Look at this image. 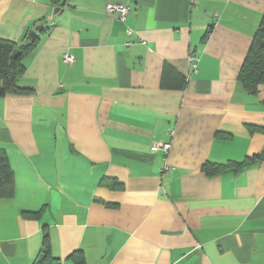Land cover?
Segmentation results:
<instances>
[{
  "label": "crops",
  "instance_id": "crops-1",
  "mask_svg": "<svg viewBox=\"0 0 264 264\" xmlns=\"http://www.w3.org/2000/svg\"><path fill=\"white\" fill-rule=\"evenodd\" d=\"M263 16L264 0H0V38L38 36L32 91L0 96V264H264V83L239 78Z\"/></svg>",
  "mask_w": 264,
  "mask_h": 264
},
{
  "label": "trees",
  "instance_id": "trees-1",
  "mask_svg": "<svg viewBox=\"0 0 264 264\" xmlns=\"http://www.w3.org/2000/svg\"><path fill=\"white\" fill-rule=\"evenodd\" d=\"M58 1V0H55ZM50 28L48 24H38L37 29L43 31ZM30 35L27 44L18 45L17 42L0 38V96L10 93H30L32 89L23 88L18 84V78L25 70L23 63L24 55L33 49L38 42V36L35 33ZM18 50V52H15ZM240 81L248 92L256 93L259 86L264 83V16L255 35L253 43L248 51L239 74ZM220 166L208 163L204 166L208 173H213ZM14 192V174L6 152L0 148V197H9ZM48 234L45 235V249L48 250ZM77 254L72 258L75 264H83V261L77 260ZM47 257L40 264H50ZM60 264V263H59Z\"/></svg>",
  "mask_w": 264,
  "mask_h": 264
},
{
  "label": "built area",
  "instance_id": "built-area-1",
  "mask_svg": "<svg viewBox=\"0 0 264 264\" xmlns=\"http://www.w3.org/2000/svg\"><path fill=\"white\" fill-rule=\"evenodd\" d=\"M106 10L108 14L115 15L119 20L125 21L128 14L130 13V6L123 4V3H114V2H108L106 5ZM132 31L129 29L128 33H131ZM64 61L67 65H73L76 61V58L74 54L70 52H65L63 55ZM194 57H191V60H193ZM194 66H196V63H194ZM173 133V132H172ZM171 148L170 142H159L152 146L153 150H164L165 152H168ZM60 264H66L65 261L61 262Z\"/></svg>",
  "mask_w": 264,
  "mask_h": 264
},
{
  "label": "water",
  "instance_id": "water-1",
  "mask_svg": "<svg viewBox=\"0 0 264 264\" xmlns=\"http://www.w3.org/2000/svg\"><path fill=\"white\" fill-rule=\"evenodd\" d=\"M59 10H60V7H57V8L54 10V13H57ZM34 34H35V32L32 31V32H31V35H34ZM15 52H18V50H15ZM43 257H44L43 254L40 255L39 258H38V262H41L42 259H43Z\"/></svg>",
  "mask_w": 264,
  "mask_h": 264
}]
</instances>
